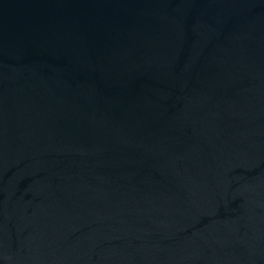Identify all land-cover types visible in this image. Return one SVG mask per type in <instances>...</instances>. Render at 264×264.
Segmentation results:
<instances>
[{
    "label": "water",
    "instance_id": "obj_1",
    "mask_svg": "<svg viewBox=\"0 0 264 264\" xmlns=\"http://www.w3.org/2000/svg\"><path fill=\"white\" fill-rule=\"evenodd\" d=\"M0 264H264V0H0Z\"/></svg>",
    "mask_w": 264,
    "mask_h": 264
}]
</instances>
